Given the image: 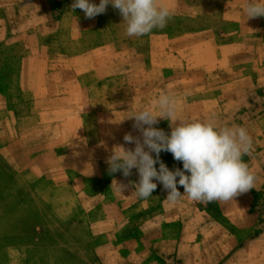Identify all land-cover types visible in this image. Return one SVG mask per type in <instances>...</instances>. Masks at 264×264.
I'll return each mask as SVG.
<instances>
[{
    "label": "crops",
    "instance_id": "obj_1",
    "mask_svg": "<svg viewBox=\"0 0 264 264\" xmlns=\"http://www.w3.org/2000/svg\"><path fill=\"white\" fill-rule=\"evenodd\" d=\"M53 1H58V5L65 2V13L54 15ZM93 2L98 4L99 0ZM164 2L172 8L173 22L136 39L125 34L124 21H112L110 15L103 16L102 24L107 27L97 28V16L89 19L80 9L74 12L70 8L73 0H0V56H6L5 51L12 55L11 59H0V66L18 67L8 82L4 81L11 93L0 91V195L6 193L2 192L3 186L11 175L21 172L38 180L42 196L65 193V197L72 200L43 204L32 200L30 196L34 193L30 192L26 198L24 192H20L28 203L23 212L29 213L22 219L16 203L9 200L8 205L1 206L0 259H10L11 256H6L10 250L20 256L26 251V246L23 249L22 245L49 243L53 246L61 239L65 245L83 246L78 247V251L84 260L91 259L93 264L138 261L139 264H182L184 227L189 225L190 219L186 222L178 210L167 206L165 201L161 206L154 203L136 206L134 182L139 180L136 169L127 177L122 171L109 172L107 161L117 146L112 139L119 131L139 132L133 125L121 123L137 110L151 108L160 115L154 102L160 95L171 94L168 92L171 89L176 101L183 87L199 94L200 87L206 89L217 84L206 90L208 94L213 92L212 96L201 95L194 104L202 110L220 102L229 105L215 92L231 84V79L223 80L222 76L228 71V51L241 44L227 40L232 34L241 36L243 31L223 29L221 36L226 37V41L219 42V31L213 26L200 27L202 20L201 23L209 21L208 13H186L183 0ZM217 18L222 23L219 15ZM18 20L29 24L22 39L16 38L18 30L14 24ZM116 24L124 27L117 29ZM123 34L125 46L121 47L114 38ZM258 36L250 37L255 40ZM259 40L264 45L263 38ZM52 53L65 56V68L73 73L71 77L65 73V86L73 83L72 89L58 90L64 78L49 71L53 68L49 65ZM109 53L113 54L111 59L106 57ZM214 60L223 65L213 69L210 63ZM231 67L230 71L236 72L233 64ZM223 68L225 72L218 71ZM212 69L218 74L214 75ZM240 73L238 70V80L244 76ZM83 78L91 79V86ZM108 80L127 83V96L121 88L112 86L115 95L120 93L125 98L113 100L107 110L101 111L99 107L104 98H100L101 88L97 84ZM95 88L97 93L93 97L91 92ZM136 104L139 107H135ZM195 118L197 116L187 120ZM120 145L129 148L124 139ZM100 182L110 186L107 192L101 191ZM118 183L126 187L121 190ZM221 203L218 215L214 204L209 202L206 206L205 211L211 212L215 219L211 224L222 225V221L216 220L217 215L218 219L227 218L238 226L240 211L233 214L229 201ZM136 224H139L140 235H136ZM166 229L172 231L171 236L166 235ZM150 230L156 231V235L150 234ZM195 241L194 246H189L204 247L208 259L214 239L203 241L197 232ZM229 243L224 239L219 249L224 251ZM215 254L213 251V258ZM79 257L67 250L63 263L77 264Z\"/></svg>",
    "mask_w": 264,
    "mask_h": 264
},
{
    "label": "rangeland",
    "instance_id": "obj_2",
    "mask_svg": "<svg viewBox=\"0 0 264 264\" xmlns=\"http://www.w3.org/2000/svg\"><path fill=\"white\" fill-rule=\"evenodd\" d=\"M247 2L248 0H183L182 2L184 5L183 9L188 14L200 12L208 13V20L211 22L206 21L201 23L203 21L202 20L200 22V27L203 28L206 26H213L219 31L220 35H218L217 39L219 42L226 41V37L221 36L223 29H227L228 32H232L239 30L240 28L242 29L243 34L241 36H238V34H232L229 36V40L227 41L234 42L236 44L240 43L241 46L238 48L235 46L233 49L228 51L229 55L227 56V59L229 60V65L226 66L228 71L225 72L226 68L218 69L219 72H225L222 75L223 80L231 79V84L225 88L217 90L215 93L217 96L223 98L224 102H229V105H223V103L220 102V104L217 106H211V108L202 110L201 107L194 104V100H199L201 95L212 96L213 92L208 94L206 90L208 88L218 86L217 84L207 86L206 89L200 87L201 90L199 91H203L205 94H202L201 92L198 94L197 91H190L189 89H184L183 87L181 96H177L176 100L177 116L180 119L186 120L187 118L189 119L191 117L197 116L195 120H213L218 126H240L246 128L252 138V148L250 154L245 155L243 160L248 164L250 171L256 177L254 188L235 197L234 200L229 201L231 213L235 214L236 211H240L239 221L236 222L238 226L227 220V218L224 220L217 218L218 213H220L219 209H221L220 204L222 205L220 201L210 203L215 205L214 209L217 213V215H215L216 220H218V222L222 221V225H219V223L211 224V222H215L212 221L215 219L210 214L211 212L209 213V211H205L209 202H194L188 199L187 196H184L177 204H170L165 200L168 194L167 191L164 189L162 184H159L158 181H155L157 183V188L152 192V196L148 197L147 199L138 198L137 195L134 196L136 206L138 207L147 205L148 203H154L158 206H161L165 201L167 206L171 207L172 209L176 208L178 210V214L186 222L188 219H190V221L187 223L189 225H186L185 227L183 226L185 228V232L183 233L184 244L182 245L180 252L182 264H197V262H199V264H264V45H261L263 41L259 40L260 37L264 40V17L247 20V16L244 13V8ZM260 2L264 3V0H260ZM58 4V1H53L51 4L54 15L65 13V2H61L60 5ZM212 14H214V16ZM104 15H110L112 17V21L122 20V17L117 9H114L113 7H107L105 13L97 15V24L95 23L97 28L104 29L107 27L106 25L102 24L104 21ZM218 15L222 18V23L219 22V18H217ZM173 20L174 16L172 15V18L167 22V25L173 22ZM55 24L53 25L55 26ZM105 24H107V22H105ZM14 26L15 29L18 30L16 38L22 39V35L25 34V31H27V28L29 27L28 21L18 20L17 23L15 22ZM0 27L2 26L0 25ZM116 27L117 29H122L124 26L122 27L121 25L116 24ZM158 29L159 28L154 29L153 31ZM251 35H259V39L253 40L250 37ZM134 38L139 39L141 37L134 36ZM114 39L118 41L121 47L125 46L122 43V41L125 40L124 34L118 35V37L116 36ZM189 39L193 40V38ZM55 45H57V43ZM3 54H6V56H0V59L12 58V55L9 51H5ZM106 57H110L111 59L113 54L109 53V55ZM64 59V55H59L56 53H52V57L49 59V65L53 67L50 68L49 71L55 74L58 73L64 78V83L60 85L62 87L58 86V90L60 91L70 90V88L72 89L74 86L73 83H68L65 86V73L66 75L69 73V77H71L73 73L69 68H65L67 64L65 63ZM106 59L108 60V58ZM215 60L210 63L213 69L217 66L223 65L216 63ZM251 60H253V62H249ZM232 64L234 71L236 72L230 71ZM17 68L18 67L11 65H7V67L0 66V79H3L1 81L2 83L0 82V91L9 92L7 89L9 85L4 83V81L8 82L9 78L12 77L13 74H15V71L18 70ZM203 69L206 70V68ZM213 69V74H218V71ZM238 70L244 74L242 78L240 77V80H238L239 78L236 76L238 74ZM185 72H183V75L187 74ZM83 80H85L87 85L91 86V79L88 80L83 78ZM94 85L96 86V83H93V86ZM97 86L101 88L100 98H104V100L101 101L102 104L99 107V110L101 111L107 110L113 100H120L127 96V92H125L127 83L124 81H117L115 83L113 80H108L97 84ZM112 86L121 88V91L124 92L123 94L125 96H122L120 93L115 95V91L111 90ZM187 86L191 88V86ZM173 91L174 89H171L168 92L174 96ZM9 93H11V91ZM96 93L97 89L95 88L91 94L93 97H96ZM109 93H112V96L109 95ZM135 107H139V105ZM229 112L231 114H228ZM202 113H206V115H203ZM91 119L93 121L95 120V117ZM131 120H121V123L133 125L134 123H132ZM155 127L163 129L166 133L170 132L169 121L166 119ZM126 133H131L134 137L140 135L139 132L134 131H119L114 133L115 139L112 140H114L117 145H120ZM128 146V149H134L135 144L128 143ZM160 160L163 161V163H165L170 170L183 168L182 163L174 160L170 152L162 151L160 153ZM156 167L158 169L159 164H157ZM13 174L14 175H11L12 178L8 179L3 186L4 189L2 192L6 193L4 195L3 193L0 195V207L8 205L9 200H11L12 203H16L15 205L19 206L20 219L27 218L29 216V213L23 212V210L25 205L28 204L25 199L27 197L29 198L28 195L30 192L34 193L33 197L30 196L32 200L35 201L36 199V202H43V204H61L71 200V198L65 197V193L62 195L52 196H45L44 194L42 196L40 194L42 185L40 186L38 184V180L33 178V175H25L21 172H15ZM98 185L101 187V191L103 192H107L110 187L104 182H100ZM91 187H93V185H91ZM178 189L181 193H183L184 190L182 187L178 186ZM130 190L133 191L132 189ZM20 192H24L26 198L21 196ZM18 193L20 195H17ZM140 218L142 219L141 216ZM140 218L137 219L138 222H140ZM136 225L137 227H134L136 229V235H140L141 230L138 227L139 224ZM152 232L153 230H150V234H152ZM171 232L172 231L170 229H166L165 231L167 236H171ZM197 232H199V239H202L203 241L214 239L215 242L212 244L213 246L210 249V251H214L216 253L214 258L212 257V252H210L209 258L206 259L208 251L206 252L204 247L193 249V247L189 246L196 242L195 238L197 237ZM156 233V231L155 233L153 232L154 235H156ZM54 238L60 239L58 237ZM224 239L230 241V243L224 248L223 251L219 249V246L221 245V241H224ZM22 246L23 249L24 246H26V251L23 250L20 256L17 253L15 254L13 250L9 249L11 252H9V254L6 253V256H11V258L6 260L0 259V264H65L63 262L65 261V251L67 250L73 255H80V259L77 261L78 263L93 264L91 259H88V261L84 260L78 251V247L82 249L83 246L77 244L65 245L61 239L59 240L58 245L53 246H51L49 243H38ZM233 247H235V249H233ZM225 255L227 256L223 258ZM89 261L91 263H89ZM133 264H139V261Z\"/></svg>",
    "mask_w": 264,
    "mask_h": 264
},
{
    "label": "clouds",
    "instance_id": "obj_3",
    "mask_svg": "<svg viewBox=\"0 0 264 264\" xmlns=\"http://www.w3.org/2000/svg\"><path fill=\"white\" fill-rule=\"evenodd\" d=\"M108 5L119 11L128 37L162 29L172 18V10L164 0H99L98 4L93 0H73L70 8L74 12L82 10L91 19L105 13ZM244 13L247 20L264 17V3L248 0ZM154 105L160 115L151 108H142L127 118L134 121L133 128L140 133L135 137L126 133L123 137L126 143L135 144L134 149L117 145L107 161L110 173L122 171L127 177L137 170L139 180L134 187L138 198L152 196L157 188L155 181L163 185L168 193L165 200L173 205L184 196L201 203L227 202L254 188L256 177L243 160L252 148L246 128L218 126L213 120L180 119L171 94L160 95ZM160 119L169 121L170 132L155 127ZM162 151L170 152L183 168L170 170L160 160ZM119 185L121 190L126 187Z\"/></svg>",
    "mask_w": 264,
    "mask_h": 264
}]
</instances>
